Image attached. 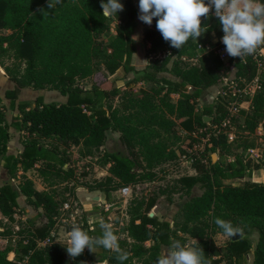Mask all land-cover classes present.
Returning a JSON list of instances; mask_svg holds the SVG:
<instances>
[{
	"label": "trees",
	"instance_id": "trees-1",
	"mask_svg": "<svg viewBox=\"0 0 264 264\" xmlns=\"http://www.w3.org/2000/svg\"><path fill=\"white\" fill-rule=\"evenodd\" d=\"M119 2L124 5V11L105 19L101 0H63V5H57L56 9L47 8L48 0H0V65L14 84L5 96L11 101V109L20 111L10 125L6 108L0 105V157L2 166L10 175V180L0 186V213L14 222V216L21 209L18 198L22 194L29 205L36 210L43 209L47 219L32 227L26 247L30 253L28 264L52 263L58 250L52 233L58 232L56 214L59 202L49 191L37 192L33 180L28 177L16 186L13 179L20 166L28 172L42 162L39 172L47 182L51 175H58V170H67V149L81 147L86 156L100 150L111 133L119 132L127 154L107 153L109 175L84 185L90 192L100 191L109 197L111 192L124 187L156 181L154 168L177 156L175 151L168 149L160 132L168 135L176 128L188 136L200 134L205 138L212 134L210 146L193 163L196 175L180 179L189 192L199 186L202 193L191 196L184 204V221L180 229L169 221L160 220L157 215L151 217L149 212L153 204L147 206V202L141 201L132 208L128 239L118 240L120 248L131 253L124 264H135V260L140 264H155L162 247H169L179 237V232L194 236L198 244L194 246L203 249L209 264H222L224 260L228 264H248L252 251L250 239L230 240L224 257L214 239L215 234H222L214 223L215 218L230 221L234 226L241 222L257 228L259 239L252 264H264V182L247 181L243 185L223 182L246 178L252 169H261L244 154L258 148L252 137L260 127L264 130V84L256 90L249 110L240 109L233 116L229 114L228 101L223 98H218L215 104L198 108V101L206 90L214 87L227 90L224 81L234 72L240 86H243L242 80L252 82L257 75V61L247 55L236 62H225L217 55L224 33L218 18L210 12V19L201 18L202 27L208 26L207 38L195 42L199 47L215 45L207 57L208 65H184L180 61L185 59L183 54L192 46L193 41L189 39L170 69L171 59H167L138 70L133 66V59L137 52L135 35L139 9L135 0ZM40 9L49 15L44 16ZM214 31L216 41L211 35ZM103 37L107 41H103ZM143 41L154 47L163 41L156 29L155 18L151 26L144 23ZM9 49L14 50L17 57L25 55L22 72L3 64V55ZM120 69L126 76H132L125 85L128 89L147 82L153 83L154 88L151 91L143 88L131 91L125 100L122 88L118 86L119 80H111L108 76ZM163 72H170L173 78L160 75ZM87 80L92 82L91 88L81 85ZM25 88L58 91L67 100L64 103H44L38 98L34 108L30 103L17 104L19 94ZM174 95L178 96L176 101H173ZM229 116L234 132L232 141L228 139L229 129L221 127ZM205 117L211 120L205 121ZM12 125L23 132L24 151L21 155H8ZM43 139L60 142L63 150L57 143L44 147ZM261 139L264 140V134ZM215 153L232 156L233 161L226 165L214 162ZM72 228L68 229L69 232ZM88 233L99 235L101 229ZM47 239L51 242L41 248L38 243ZM147 242L152 244L147 246ZM51 248L53 253H50ZM98 250L102 262L119 264L114 250ZM9 253V249L0 248V264H23L17 257L8 260ZM93 257L94 253L85 249L74 259V264L88 262Z\"/></svg>",
	"mask_w": 264,
	"mask_h": 264
},
{
	"label": "rangeland",
	"instance_id": "rangeland-1",
	"mask_svg": "<svg viewBox=\"0 0 264 264\" xmlns=\"http://www.w3.org/2000/svg\"><path fill=\"white\" fill-rule=\"evenodd\" d=\"M135 2L138 7L139 0H135ZM139 22L144 26L143 22L140 20ZM211 35L213 41H216L215 31L212 32ZM206 38L207 32L198 38L197 41H204ZM102 39L103 41H107L106 37H103ZM135 39L137 38L135 37ZM190 40L192 39L190 38ZM141 44L142 42L140 41L138 46L141 47L143 45ZM195 44V41L190 44L192 46L183 54L185 59L180 61L184 65H208L209 61L207 60V57L209 52L214 49L215 45L199 48V44L197 46H195ZM142 47L144 48L143 51L145 57L152 58L150 67H153L156 63H162L167 59H171L170 64L168 65L169 69L173 66V62L177 61L178 52L180 50L170 47V44L165 42L164 39L160 43H157L155 47L146 43H144ZM2 62L5 66L15 67L22 72L25 68L26 57L25 55H22L21 58L19 56L17 57L14 50L9 49L3 55ZM101 68H103V66H101ZM160 75L172 77L170 72H163ZM109 78L111 80H119L118 86L122 88L124 93L122 97H124L125 100H127V96L131 91L133 93L140 88L151 91L154 88L153 83L147 82L143 85L137 84L133 89H128L125 86L127 82L123 77L116 78V76L110 75ZM248 84H250L255 90L264 84V71L261 73L258 83L250 82ZM81 85L86 88H91L92 82L90 80L83 81ZM217 94H210V100L212 103L215 99L214 96ZM43 97L48 103H61L59 102V97L61 98L65 96L58 91H53L49 93L45 92ZM177 99L178 96L174 95L173 101H176ZM115 101L118 102V99ZM201 101H198V107L200 109L206 104V97ZM16 129L18 130L17 126ZM176 129L177 130L174 133L168 135L163 131L160 132L161 138L167 144L168 149L175 151L177 156L154 168V171L157 174L156 181L143 184L140 188L133 187L131 192L125 196L122 194L121 190L111 192L109 197L102 193V198L106 203L96 201L92 196L84 200L83 196H79L78 193L81 195V193L87 190L84 186L87 183H94L95 181L104 179L109 174L107 173L109 165L106 164L107 153L116 152L127 154L125 147L117 138H115V136H113V134L109 136L108 140L100 150L92 151L91 154L86 156L83 155L81 147H71L70 154L68 152L66 154L70 160L69 166L65 167L67 170H58L57 176L51 175L50 181H48L49 186H46L44 183L45 188L47 189L46 191L53 193L59 202V209L56 214L58 232L53 233L58 250L54 257H52L51 264H74V259L68 256L65 249L68 246L70 239L68 229L73 226H79L87 232L100 229L98 223H89V220L92 217L97 218V220L100 217H103L105 222L112 226V230L118 236V240L128 239L127 227L131 219L130 212L132 208L137 206L141 201L147 202V206L153 204L149 212L150 214L157 215L160 220L169 221L176 229H180V226L184 221L182 212L184 204L191 196L200 195L202 193L199 186L194 187L189 192L180 179L190 175V173H193L195 170L193 168V163L200 158V153L203 151L201 147L204 144V138L200 137V134L188 136V134L184 133L180 128ZM263 134L264 130L260 127L257 130V134L252 137L257 142L258 148L254 149L256 152L253 154L248 150L244 154L254 165H260L261 169H252L251 172H248V175L250 174L248 177L243 179L223 180L224 183L243 185L247 181L264 182V140L261 139ZM47 143L54 144L57 143V141L53 142L52 140H45L43 145H46ZM57 145L62 148L60 142H58ZM205 155L206 161L208 162L209 153L207 152ZM215 155H217V161H220L223 165H226L232 158V156L229 155L220 156L218 153H215ZM0 163H2V159L0 160ZM38 165L41 167L43 164L39 162ZM40 167L30 169L27 172L30 176L21 175V178H18L21 170L20 166L17 177L15 178L16 180L13 181L14 184L17 186L19 183L24 182V177L29 178L39 175L41 178L42 175L39 172ZM84 174H86V176H84ZM23 204L24 208H21L22 210L20 209L14 216V222H10L0 213V248L10 250L8 260H14L17 256L23 264H28V255L30 253L26 247H28V238L31 237L32 234V227L44 223L47 219L45 218L44 213L42 214L38 212L39 210H36L32 205H29L27 201ZM192 226L193 225H191V227ZM238 227L242 229L241 234L243 237H247L251 241L252 251L248 258V264H252L254 252L259 239V230L255 227L241 224V222L238 223ZM214 239L225 257L231 239L219 233L214 235ZM176 240H179L181 244L187 246H194L196 243L194 236L181 232H179V237ZM151 244V242L146 243L147 246H150ZM46 246L47 245L40 247L45 248ZM50 246L52 247V244ZM164 248H166V246H163L162 250ZM100 252V250L95 251L93 259L86 262V264H107L100 260ZM50 253H53L52 248L50 249ZM134 263L140 264L136 260ZM222 264L228 263L224 260Z\"/></svg>",
	"mask_w": 264,
	"mask_h": 264
},
{
	"label": "clouds",
	"instance_id": "clouds-1",
	"mask_svg": "<svg viewBox=\"0 0 264 264\" xmlns=\"http://www.w3.org/2000/svg\"><path fill=\"white\" fill-rule=\"evenodd\" d=\"M57 5L62 6L63 0H48L47 8L56 9ZM100 7L105 19L116 17L118 12L124 11V5L119 0H107L106 3L101 0ZM138 8V19L151 26L155 18L156 29L164 41L178 50L190 38L197 43L198 38L208 31L207 25L202 27L201 18L210 19V12L220 22L224 33L220 42L230 57L242 59L254 54L259 46L264 45L262 0H139ZM39 11L44 16L49 15L43 9ZM89 223H98L101 233L90 235L81 227L73 226L69 232L68 246L65 248L68 256L75 259L81 256L85 249L95 253L103 248L114 250L117 254L116 260L119 264H124L131 253L120 248L118 236L112 230V226L105 222L103 217L98 220L92 217ZM214 223L222 230V235L230 239L242 231L240 227L221 218H215ZM81 264L86 262L81 261ZM155 264H209V262L201 247L183 245L179 240H175L161 251Z\"/></svg>",
	"mask_w": 264,
	"mask_h": 264
},
{
	"label": "crops",
	"instance_id": "crops-1",
	"mask_svg": "<svg viewBox=\"0 0 264 264\" xmlns=\"http://www.w3.org/2000/svg\"><path fill=\"white\" fill-rule=\"evenodd\" d=\"M143 29H144V26L139 22V25H138V28H137V31H136V35H135V37L137 38L136 39V42H137V52L135 54L136 56H134V59H133V66L136 69H138V70L147 69L148 67H150V64H151V61H152V58L151 57H145V55H144V51H143L144 48L142 47L144 45V41H143ZM140 41L143 44V45L141 44L142 45L141 47L138 46L140 44ZM144 61H147V62H144ZM108 76H110V75L108 74ZM112 76H116V78L123 77L124 80H126V82H128L129 80L132 79V76L131 75L126 76V74H125V72H124L123 69H120L116 74H114ZM168 78H173V75H172V77H168ZM229 80L239 83L238 82V79L236 77V72H234L232 74V76L229 78ZM138 85H143V83H139ZM13 88H14L13 82L8 77L5 69L0 65V105L5 106V108H6V114H7V120H8V123L10 125L12 124L13 118L14 117H17L20 114V111H19L18 108H15L14 110L11 109V101L9 99H7L6 96H5L6 92L8 90L13 89ZM219 89L220 88H218V87H214V88H210V89L206 90L205 93H204V96L201 97L199 99V101H201L203 98L206 97V104L205 105H211L212 102L210 100V98H211L210 94H212V95L217 94V92L219 91ZM45 92L46 93H49V92H53V91H49V90L40 91V90H34L32 88H25V89H23L20 92L19 97H18V100H17V104H19V103H30L31 104V108H34L35 107V102H36V100L38 98H41L44 103H48V102H46V100L43 97V95H44ZM252 98H248V99H246L243 102L242 109L249 110ZM66 100H67L66 97H61V98L59 97V102H61V103L66 102ZM117 104H118V102H116V105ZM10 133H11V139H10V142L8 144V155H18V154H21L24 151V145H23L22 139H21L22 138V134H23L22 130H19L18 131L16 129V126H13L12 125V127L10 128ZM184 133H186V132H184ZM111 134H113V136H115V138H117L118 141L120 142V133L119 132H113ZM186 134H188V133H186ZM193 135H196V134H193ZM42 142H45V139H43ZM44 147L49 148L50 147V143L49 144L47 143L46 145H44ZM78 148H80V147H78ZM60 149L63 150V147L60 148ZM70 149H67L66 154H67V152L70 154V152H71ZM66 159H68V162L66 163L65 167H68L69 166V163H70V160L68 158V155H66ZM0 160H1V157H0ZM231 161H233V157L228 162H231ZM36 167H40V166L37 164ZM19 173H20V175L18 176V178H21V175H26V176L29 175L27 172H24L22 169L20 170ZM107 173H109V172L107 171ZM195 175H196V171L194 170L193 173H190V175H188V176H195ZM29 178H31V180H33V182H34V188H35V190L37 192L42 193V192H44V191L47 190L45 188L44 183L46 184V186L47 185L49 186V183H48V181L45 182L43 177L40 178L39 175H37V176H34V177L33 176L32 177H29ZM8 180H10V175L8 174L7 170L2 166V163H0V186H2ZM15 180L16 179H13V181H15ZM148 183H150V182H148ZM143 184H146V183H143ZM143 184L137 185L136 188H140L141 185H143ZM78 195L79 196H83L84 200L85 199H88L90 196H92V198L93 199H96V201H101L103 203L104 202L106 203V201L103 200V198H102V192H100V191L90 192L87 189L83 193H81V195H80V193H78ZM106 200H107V198H106ZM18 203H19L20 207L23 209L24 208V204L23 203H26V197L21 194L19 196V198H18ZM38 212H40V213L43 214V209H39ZM53 233H55V232H53Z\"/></svg>",
	"mask_w": 264,
	"mask_h": 264
},
{
	"label": "built area",
	"instance_id": "built-area-1",
	"mask_svg": "<svg viewBox=\"0 0 264 264\" xmlns=\"http://www.w3.org/2000/svg\"><path fill=\"white\" fill-rule=\"evenodd\" d=\"M199 48H203V47L200 46ZM216 53L225 62L230 61V60H234V62H236L238 59V57H235V58L230 57L226 53L225 46L223 44H221V47L217 50ZM251 56L254 57V59L257 61V65H258L257 75H256L255 79L252 81V83H258L259 79H260V75L264 71V62H263L264 61V45L259 46L257 48V50L255 51V53L252 54ZM242 59H244V57ZM262 59H263V61H262ZM224 86H227V90L218 91V94L214 96L215 99L213 100L212 104H215L217 102L218 98H223L224 100L228 101L230 116L237 114L240 111V109H242L243 102L248 97L252 98L254 96L256 90L258 89V88L256 90L253 89L250 86V84L245 82V80L243 81V86H240V83L226 79L224 81ZM230 116L223 121V123L221 124V127L224 129H229V131L227 132L228 133V139H229V141H232L234 138V132L232 131L233 128L231 126ZM213 135H216V133ZM211 136H212L211 133L207 134V136L203 139L204 144L201 147L202 150H204L206 147L210 146ZM249 151L253 154L256 152L254 149H250ZM131 190H132L131 186H127V187H124L121 189L122 194L124 196L128 195L131 192ZM52 236H53V233H52ZM50 242H51V240L47 239L45 241L39 242L38 245L39 246H45V245L49 244Z\"/></svg>",
	"mask_w": 264,
	"mask_h": 264
},
{
	"label": "water",
	"instance_id": "water-1",
	"mask_svg": "<svg viewBox=\"0 0 264 264\" xmlns=\"http://www.w3.org/2000/svg\"><path fill=\"white\" fill-rule=\"evenodd\" d=\"M204 119H205V121H209V120H211V118H209V117H205ZM213 160H214V162H216V160H217V155L213 154ZM150 216L153 217L154 215H153V214H150ZM242 238H243V235L240 233L239 235L233 237V239H231V240H232L233 242H235V241H238V240H240V239H242Z\"/></svg>",
	"mask_w": 264,
	"mask_h": 264
}]
</instances>
